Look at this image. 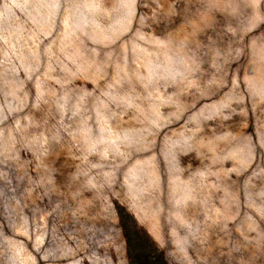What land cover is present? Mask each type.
<instances>
[{"label":"rangeland","instance_id":"1","mask_svg":"<svg viewBox=\"0 0 264 264\" xmlns=\"http://www.w3.org/2000/svg\"><path fill=\"white\" fill-rule=\"evenodd\" d=\"M122 222L264 264V0H0V264H130Z\"/></svg>","mask_w":264,"mask_h":264},{"label":"trees","instance_id":"2","mask_svg":"<svg viewBox=\"0 0 264 264\" xmlns=\"http://www.w3.org/2000/svg\"><path fill=\"white\" fill-rule=\"evenodd\" d=\"M120 220L122 218V214L120 213ZM132 220V218H131ZM133 224L136 226V223L132 220ZM122 233H123V237L126 241V245H127V256L129 259V263L130 264H142L141 262H145L144 264H167V262L165 261V259L163 258V254H159L158 257L153 256L152 252H143V253H139L136 255V258H134V261H131V258L129 256V245L131 244V231H129L128 226L125 225L122 222ZM132 262V263H131Z\"/></svg>","mask_w":264,"mask_h":264}]
</instances>
